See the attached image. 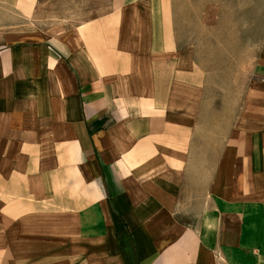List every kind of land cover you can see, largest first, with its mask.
Segmentation results:
<instances>
[{
    "label": "crops",
    "instance_id": "obj_1",
    "mask_svg": "<svg viewBox=\"0 0 264 264\" xmlns=\"http://www.w3.org/2000/svg\"><path fill=\"white\" fill-rule=\"evenodd\" d=\"M173 5L0 0V264H264V34L216 101Z\"/></svg>",
    "mask_w": 264,
    "mask_h": 264
},
{
    "label": "rangeland",
    "instance_id": "obj_2",
    "mask_svg": "<svg viewBox=\"0 0 264 264\" xmlns=\"http://www.w3.org/2000/svg\"><path fill=\"white\" fill-rule=\"evenodd\" d=\"M175 35H190L198 51L214 54L215 99L222 98L223 78L252 62L264 34V0H173Z\"/></svg>",
    "mask_w": 264,
    "mask_h": 264
}]
</instances>
